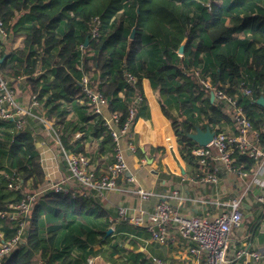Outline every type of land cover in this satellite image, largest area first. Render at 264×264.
<instances>
[{
    "label": "trees",
    "instance_id": "trees-1",
    "mask_svg": "<svg viewBox=\"0 0 264 264\" xmlns=\"http://www.w3.org/2000/svg\"><path fill=\"white\" fill-rule=\"evenodd\" d=\"M208 2L210 6L207 5ZM263 2L264 0H223L222 3L216 0H131V3L126 4L125 0H0V18L5 24L9 23L16 11L27 12L34 18L30 30L23 35L22 45L18 50L3 52L2 55L6 54V57L0 64V71L4 76H26V83L33 92L38 93V98L48 109L49 117L57 122L63 143L69 144V120L66 121L68 112L62 106L72 99L85 100L81 77L78 78L80 53L77 47L81 43L85 44L86 37H89L87 48L90 56L85 59L84 70L93 78L99 71V77L94 79L99 81L110 109L119 111L124 116L127 100L138 90L141 91L144 73L152 78L156 87H159L155 83V76H158V82L169 85L159 87L161 92H168L166 103L169 106L176 104L179 116H183L184 110L191 113L189 118L180 120L162 102L163 111L171 120L178 136L181 153L187 158L188 149L189 161H194L189 151L196 142L188 136V132L195 126L194 114L203 113L209 117L210 123H218L223 119L233 120V116L229 110L212 102L209 94L204 100L200 99V94L194 95L200 89V84L190 68L202 67L204 71L211 73L214 84L224 83L227 85L224 89L232 93L234 86L243 80L242 65L248 64V69L253 71H250V82L247 79L245 81L256 90V97L260 96V90L264 87ZM254 9H258L260 13L252 14ZM96 17L102 20V25L99 36L92 37L89 29ZM227 17H230L234 27L226 24ZM77 20H84L88 24L81 35L77 34ZM80 25L84 27L82 22ZM133 27L136 32L131 37ZM237 29L249 31L253 39L261 43V47L253 49L247 40H239L235 34ZM184 40V53L180 55L177 50ZM222 44L226 47L217 50ZM202 53L207 56L201 57ZM37 59L48 68L43 74L30 77ZM125 71L136 80L128 81ZM51 74L53 78L49 80ZM177 79L183 82L173 86ZM185 89L189 94L185 99L184 96L174 94L175 91L181 93ZM121 90H124V98L118 94ZM241 103L256 125L264 121L262 105L248 98L242 99ZM87 119L94 122V136L97 139L103 137L104 141L99 143L98 150L112 151L115 143L100 116L91 112ZM76 145L77 142L71 145L76 152L84 150V145L75 147ZM40 161L31 131L25 127L19 129L11 119L0 118V171L15 168L23 179L24 187L29 180L35 186L45 183V171ZM240 161L249 163L248 161L253 160L244 157ZM250 166L251 163L246 167L250 169ZM0 178L3 183L0 185V210L6 211L10 210L11 203L21 200L23 191L9 188L8 179L1 173ZM39 199L54 208L57 215L66 217L71 213L75 216L73 218L84 222L89 217L91 222L92 215L88 212L95 207L93 203L96 204L92 196L73 197L64 191L48 192ZM102 214L98 213L96 217ZM0 225L6 233V239L11 238L16 229L11 221L0 216ZM40 232L39 216L34 214L30 218L25 242L3 257L0 264H34L37 253L47 257L51 250L45 244L54 245L55 235L43 238ZM102 234L105 240L111 237L106 230ZM91 237L90 245L95 242L92 234ZM79 243L86 246L84 240ZM108 249L109 247L105 250L106 259L111 258L107 255Z\"/></svg>",
    "mask_w": 264,
    "mask_h": 264
},
{
    "label": "crops",
    "instance_id": "crops-1",
    "mask_svg": "<svg viewBox=\"0 0 264 264\" xmlns=\"http://www.w3.org/2000/svg\"><path fill=\"white\" fill-rule=\"evenodd\" d=\"M125 1L128 2V0ZM216 1L223 2V0ZM262 7L264 9V2L262 3ZM257 13H260L258 9H254L252 12V14ZM33 20L34 18L27 12H15L14 17L6 24L8 36L6 39L0 40V57L3 56L4 51L9 53L11 50H18L22 45L23 35L30 30ZM226 24L234 27V23L230 17H227ZM77 27V34L80 35L86 28H80L79 31ZM235 34L239 40H247V42H250V46L253 49L261 47V43L254 40L249 31L237 29ZM87 45L83 52L77 50L80 53L78 65L80 69L79 79L82 74L88 73L84 70L85 59L90 56V50L87 48ZM225 47L226 45L222 44L217 50L224 49ZM237 49L239 50V48ZM206 56L205 53L201 54L203 58ZM34 66V71L29 74L30 77L34 78L46 72L48 68L46 65L41 64L40 59L36 60ZM250 71L248 64L242 65L243 80L247 79L250 82ZM18 76L22 79L17 80L15 83L18 84L17 86L21 90V98L24 97L27 99L29 94L34 92L31 86L26 83V76ZM18 76L12 77L16 78ZM98 77L99 71L96 72L94 78ZM52 78L53 74L48 77L49 80ZM91 78L93 83L100 84L93 76ZM196 80L198 81L197 78ZM141 82L143 102L139 106L133 138L136 150H130L128 142L125 141L122 142V146L129 166L137 174L136 184L146 190L153 191V194L150 199L142 200L137 193L127 191L128 182L120 180V190L111 193L107 197H93L96 204L93 203L95 207L91 208L88 212L92 215V220L94 219L91 222L90 217L84 222L78 218H73V214L71 213L66 217H61L57 215L54 208L38 198L34 202L33 209L30 212V218L34 214L38 215L41 237L48 238L51 235H55V243L52 246L44 243L49 246L51 253L47 257H43L40 253H37L34 256V264H89L87 261L88 258H94V264H98L100 260L103 264H153L151 261L152 256H157L168 264H206L201 257L198 258L189 253V249L186 246L187 243L183 242L179 236H176L175 241L168 245L161 244L151 240L148 233L133 227L127 221L114 224L110 221V217H115L120 206L137 208L142 206L147 210H152L162 197L171 199L179 212L185 215L199 214L211 216L221 214L223 211L229 209L227 202L233 196L242 193L245 189L244 180L238 177L235 172L229 171L224 163L218 159L210 160V165L218 166L219 168L217 183L203 182L196 178L199 171L197 164L195 161H189L181 153L178 136L175 133L171 120L165 115L162 108V102H164L170 113L179 116V114H176L174 105L169 106L162 99L159 87H156L152 78L146 76L145 73ZM123 93L124 90L118 92L120 96ZM198 94H200L201 100H204L207 94L211 97V91L201 86V84L200 89L194 92V95ZM25 101L22 100V103H25ZM85 101L79 98L72 99L71 102H64V106L62 107H66L68 112L66 121L69 118H76V110H78L76 107L80 105L78 102L83 103ZM211 101L218 104L215 99H211ZM40 103L48 113V109L41 100ZM89 108L94 113L93 108ZM35 113L32 110V114L26 116L29 123L26 128L31 133L35 132V135L32 134V136L35 138L36 150L40 155L45 171V183H42V185H46V180L51 179V177L55 178L51 179L53 181L61 180L69 174V170L66 159L58 154V151L57 153L55 152L54 146L50 141L47 145L40 143L39 139H42L45 134L44 132L41 133L39 129L40 127L42 128L43 124L36 120ZM190 114V112L184 110L183 116H179V119L184 120L185 118H189ZM201 114V119L193 118L195 126L200 125L203 127L207 125L205 124V120H209V117L203 113ZM74 124L69 123L68 126L67 135L71 139L69 145H75L76 142L77 145L75 147L84 145L82 152L90 155L92 164L98 169L106 163L111 162L115 146L112 151L104 152L98 150V145L103 140V137L97 139L94 136L92 132L95 127L94 122L90 121V125H92L90 126V147L86 138H83L84 133L80 130L77 132H81L82 136L77 141L72 142L73 135L77 133L76 131L75 133L71 132ZM212 124H219L222 129L231 133L238 132L234 119L229 121L223 119L218 123ZM195 126L192 131L195 130ZM60 136L63 142L62 133ZM248 162L246 164L251 163V170L255 168L253 167L255 165L253 161ZM250 169L248 168V170ZM37 186H34L31 180L25 184V188L28 189H36ZM43 194L45 193H42L40 196ZM243 206V224L241 227L235 229L232 234V239L235 243L234 252L241 251L242 257H234L232 255L231 264H241L245 261L247 264H264V202L256 200L254 193L249 190L244 199ZM98 213L103 214L96 217ZM109 227L112 228V232L110 233L111 237L105 240L102 232L103 230L107 231ZM0 228L2 229L1 225ZM77 229L82 232H77ZM73 234L77 237V239H74L75 241H73ZM90 234L95 237V242L92 245H90ZM80 240H84L86 246H82L79 243ZM68 243L70 244L67 245ZM107 247H109L107 255L111 256L110 259H106L105 250ZM56 249L58 250L57 252L54 251ZM255 251L262 255V258L257 261L251 255Z\"/></svg>",
    "mask_w": 264,
    "mask_h": 264
},
{
    "label": "built area",
    "instance_id": "built-area-1",
    "mask_svg": "<svg viewBox=\"0 0 264 264\" xmlns=\"http://www.w3.org/2000/svg\"><path fill=\"white\" fill-rule=\"evenodd\" d=\"M207 5L210 6V2ZM101 25L102 20L96 17L89 29L92 37L99 36ZM7 36L6 24L0 18V40L6 39ZM85 48V44L78 45V50L81 52ZM190 70L201 86L214 93V99L218 104L231 112L238 131L231 133L222 129L219 124H212L209 120H205L207 124L205 126H210L214 131V137L206 145L195 143L190 148L189 153L199 169L196 178L203 182L217 183L219 168L210 165V160L218 159L229 171L235 172L244 180V191L233 196L227 202L229 209L221 214L185 215L179 212L171 199L162 197L152 210L142 206L138 208L120 206L115 217H110V221L113 224L127 221L133 227L148 233L151 240L161 244L168 245L175 241L176 236H179L183 242L187 243L189 253L195 257H201L206 264H231L232 255L242 257L241 251L234 252L235 243L232 234L243 224V205L248 191L254 193L256 200L264 202V191H262L264 190V121L256 125L255 120L248 115L241 103L244 98L256 101L259 96L256 97V90L245 80H240L234 86V91L229 93L224 89L227 87L226 84L221 82L218 85L214 84L211 73L205 72L201 67H191ZM125 75L128 81L136 80L127 71ZM21 79L20 76L16 78L4 76L0 71V118L13 120L19 129L26 128L29 125L26 116L32 114L34 110L36 120L43 124L39 129L45 134L42 139H39L40 143L46 145L49 141L52 143L54 150L66 159L69 174L61 180L48 179L46 185L38 184L36 189H28L23 186V179L17 169L0 171L8 179L9 188L23 191L21 200L11 203L10 210H0V216L9 219L16 227L12 237L8 239L5 237V231L0 228V262L3 257L11 254L25 242L30 212L34 202L42 193L64 191L69 192L73 197H107L120 190L119 182L125 180L129 183L127 191L137 193L142 200L150 199L153 194V191L136 184L137 174L129 166L122 146V142L125 141L128 142L130 150H136L133 138L139 106L143 102V94L140 90L127 100L125 114L121 116L119 111L110 109L108 98L101 91L99 84L93 83L90 74H82L80 84L84 90L86 103L93 108L95 114L101 117L115 143L112 161L98 169L92 164L89 154L82 151L76 152L63 144L57 122L54 118H50L42 107L37 93L31 92L27 99L21 98V90L15 83ZM260 91L261 95H264V87ZM122 97H125L124 93ZM22 100L28 101L22 103ZM32 134L35 135V132ZM81 136V132L75 133L72 142L77 141ZM244 157L253 160L255 168L251 171L246 167V162L239 161ZM40 164L43 167L42 161ZM251 255L255 261L262 258V255L256 251ZM87 261L89 264H94V258H88ZM151 261L153 264H168L157 256H152ZM241 264L247 263L245 261Z\"/></svg>",
    "mask_w": 264,
    "mask_h": 264
},
{
    "label": "rangeland",
    "instance_id": "rangeland-1",
    "mask_svg": "<svg viewBox=\"0 0 264 264\" xmlns=\"http://www.w3.org/2000/svg\"><path fill=\"white\" fill-rule=\"evenodd\" d=\"M129 3H131V0H128V2L126 3V4H129ZM77 22V25H78V29H79V31H80V28H82L81 27V25H80V23L82 22V25L84 26V27H86L88 24H86L85 23V21L84 20H77L76 21ZM158 76H155V83L159 86V87H167V86H169L166 82L164 83V82H158ZM176 82V83H175ZM174 82V85L173 86H178L179 85V83H181V82H183V80H181V79H177L176 81ZM169 88V87H168ZM175 91V90H174ZM160 93H161V97H162V99H164L165 100V102H166V100L168 99V92H161L160 91ZM174 94L176 95V96H178V97H182V96H184V99H185V96H188L189 94H188V92H187V89H185V91H182L181 93L180 92H174ZM174 101V100H173ZM172 101V102H173ZM78 104H80L79 106H77L76 108L78 109V110H76V118L75 119H71V118H69V123H71V124H74V122H75V124H74V127L71 129V132L73 133H75V131L77 132V131H82L83 133H84V135H83V138L85 137L86 138V140L89 142V147H90V126H92V125H90V120L88 119L87 120V116H90V113H91V110L89 109V106H88V104L86 103V101L85 102H83V103H81V102H78ZM169 104V103H168ZM174 105V107H175V109H176V114L178 115L179 114V110L177 109V105L176 104H173ZM170 106H172V105H170ZM196 112V111H195ZM194 114V113H193ZM194 116L196 117V119H201V115L198 113H195L194 114ZM179 143V142H178ZM183 144H185V143H183ZM66 146H68L69 148H71L70 146L71 145H69V144H67ZM188 150V149H187ZM186 150V155H187V159H189L190 158V156H189V154H188V151ZM54 151V150H53ZM55 152L57 153V151L55 150ZM54 153V152H53ZM1 179V178H0ZM51 179H55V178H53V177H51ZM0 185H3V183H1L0 182ZM73 217H75V216H73ZM77 232H79V233H81L82 231L81 230H79V229H77L76 230ZM75 231V232H76ZM75 234V233H74ZM74 234H73V241H75L74 239H77V237L76 236H74ZM92 239V237H91V234H90V240ZM92 243V242H91ZM92 245V244H91ZM101 261V260H100ZM100 261L98 262V264H103V262L101 261V263H100Z\"/></svg>",
    "mask_w": 264,
    "mask_h": 264
},
{
    "label": "water",
    "instance_id": "water-1",
    "mask_svg": "<svg viewBox=\"0 0 264 264\" xmlns=\"http://www.w3.org/2000/svg\"><path fill=\"white\" fill-rule=\"evenodd\" d=\"M136 32V28L133 27L130 36L134 37ZM89 37H86V45L88 44ZM186 45V40L182 41L177 52L182 55L184 53ZM6 54H4L2 57H0V64L5 59ZM211 99H214V93H211ZM256 102L264 107V95H260L258 98H256ZM188 136L192 138L196 143L200 145H206L208 144L214 137V131L210 128V126L202 127L200 125L195 126L194 131L188 132ZM112 232V228L109 227L107 230V234H110Z\"/></svg>",
    "mask_w": 264,
    "mask_h": 264
}]
</instances>
